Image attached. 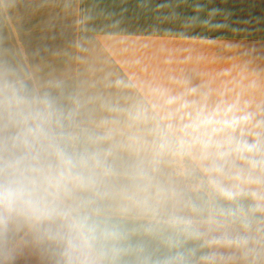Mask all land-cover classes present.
<instances>
[{
    "label": "crops",
    "instance_id": "1",
    "mask_svg": "<svg viewBox=\"0 0 264 264\" xmlns=\"http://www.w3.org/2000/svg\"><path fill=\"white\" fill-rule=\"evenodd\" d=\"M18 98L93 161L77 202L109 233L100 264H264V0H0L5 146ZM0 264L63 247L14 218Z\"/></svg>",
    "mask_w": 264,
    "mask_h": 264
},
{
    "label": "clouds",
    "instance_id": "2",
    "mask_svg": "<svg viewBox=\"0 0 264 264\" xmlns=\"http://www.w3.org/2000/svg\"><path fill=\"white\" fill-rule=\"evenodd\" d=\"M11 107L18 131L10 146L0 144V228L14 218L44 225L64 264H100L109 233L77 202L91 187L92 159L55 131L46 109L22 98Z\"/></svg>",
    "mask_w": 264,
    "mask_h": 264
},
{
    "label": "built area",
    "instance_id": "3",
    "mask_svg": "<svg viewBox=\"0 0 264 264\" xmlns=\"http://www.w3.org/2000/svg\"><path fill=\"white\" fill-rule=\"evenodd\" d=\"M172 171L175 176L185 179L183 192L187 199H193L201 192L195 182L198 175L192 169L189 158L180 147H176L173 151Z\"/></svg>",
    "mask_w": 264,
    "mask_h": 264
},
{
    "label": "rangeland",
    "instance_id": "4",
    "mask_svg": "<svg viewBox=\"0 0 264 264\" xmlns=\"http://www.w3.org/2000/svg\"><path fill=\"white\" fill-rule=\"evenodd\" d=\"M250 143H251V147L252 148H255V147H257L262 142L261 141H250ZM226 216H231V217H233L236 220L239 219V217L237 215H226Z\"/></svg>",
    "mask_w": 264,
    "mask_h": 264
},
{
    "label": "water",
    "instance_id": "5",
    "mask_svg": "<svg viewBox=\"0 0 264 264\" xmlns=\"http://www.w3.org/2000/svg\"><path fill=\"white\" fill-rule=\"evenodd\" d=\"M239 217L243 218V217H244V215H243V214H242V215H239Z\"/></svg>",
    "mask_w": 264,
    "mask_h": 264
},
{
    "label": "trees",
    "instance_id": "6",
    "mask_svg": "<svg viewBox=\"0 0 264 264\" xmlns=\"http://www.w3.org/2000/svg\"><path fill=\"white\" fill-rule=\"evenodd\" d=\"M77 151H79V150H77ZM225 214H226V211H225Z\"/></svg>",
    "mask_w": 264,
    "mask_h": 264
}]
</instances>
